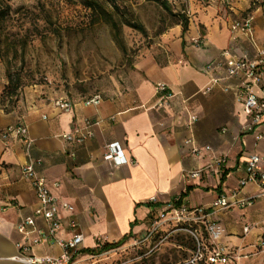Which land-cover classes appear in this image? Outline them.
Wrapping results in <instances>:
<instances>
[{
  "label": "crops",
  "instance_id": "0c3cea01",
  "mask_svg": "<svg viewBox=\"0 0 264 264\" xmlns=\"http://www.w3.org/2000/svg\"><path fill=\"white\" fill-rule=\"evenodd\" d=\"M190 11L189 29L184 32L178 25L165 33L164 49L141 58L125 81L103 94L100 104L88 105V98H79L70 110L54 102L26 115L0 108V130L25 123L34 140L27 151L19 137L8 142L0 138V264H23L11 259L19 254L17 244L24 238L18 225L34 214L38 199L31 181L22 174V166L37 159L42 162L36 169L47 178L53 192L75 207L66 212L60 237L71 236L70 221L76 219L86 249L125 237L144 238L153 212L164 210L190 187L183 198L191 207L211 208L223 194L251 200L247 205L212 208L209 219L221 226L220 244L239 257L235 264H264V253L259 251L264 239V198L256 197L257 184L241 186L249 156L264 154V138H257L260 133L264 136V116L249 130L250 118L235 91H225L224 83H212L210 73L204 70L227 49L239 57L256 56V46L231 30L233 20L251 13L255 14V38L264 48V5L256 9L253 0L207 4L194 0ZM194 38H200L201 45L194 44ZM160 82L167 83L175 96L170 105L153 109ZM242 82L244 78L239 76L226 85L234 88ZM209 87L211 91L206 92ZM192 115L198 120L191 130ZM87 118L100 123L94 136L72 156L62 134L75 124L84 126ZM190 136L201 145L212 146L213 151L191 154L185 145ZM115 141L125 146L135 164L111 168L105 162V146ZM222 158L225 163L220 162ZM195 170H201V176L189 177ZM37 223L46 225L42 218ZM34 253L58 255L61 248L47 242L35 246Z\"/></svg>",
  "mask_w": 264,
  "mask_h": 264
},
{
  "label": "rangeland",
  "instance_id": "374dc122",
  "mask_svg": "<svg viewBox=\"0 0 264 264\" xmlns=\"http://www.w3.org/2000/svg\"><path fill=\"white\" fill-rule=\"evenodd\" d=\"M8 1L14 12L8 35L2 36L0 108L26 115L63 97L74 101L109 92L127 79L141 58L164 49L165 33L178 25L183 29L181 18H190L194 0H120L121 16L145 28L123 23L121 42L109 24L91 22L90 10L80 0ZM10 72L21 84L16 91L8 89ZM173 229L168 226L145 243L129 239L104 261L180 264L196 243L189 232Z\"/></svg>",
  "mask_w": 264,
  "mask_h": 264
},
{
  "label": "built area",
  "instance_id": "2783aa9c",
  "mask_svg": "<svg viewBox=\"0 0 264 264\" xmlns=\"http://www.w3.org/2000/svg\"><path fill=\"white\" fill-rule=\"evenodd\" d=\"M214 1V0H208ZM264 5V0H253L256 9ZM255 14L251 13L246 18L235 19L231 23V30L235 35H244L256 46L258 52L255 57L249 55L239 57L232 50H224L221 58L210 63L204 69L210 73L212 83H224V90H234L238 99L243 103L246 114L250 118L249 130L259 124L264 116V48L260 47L254 30ZM193 43L201 45L200 38H194ZM217 70L216 73L213 71ZM243 76L244 82L232 88L226 83L236 77ZM212 87L205 91H211ZM156 95L159 97L157 102L151 106L153 109H160L170 105L175 96L167 83L160 82L156 85ZM103 100L101 94H96L87 99L86 103L100 104ZM73 101L69 98H61L56 101V105L64 110H70ZM144 108L149 107L143 105ZM198 120L197 115H192L188 124L189 129H193ZM99 120L87 118L84 126L75 124L70 132L62 134V138L69 145V154L76 155V149L83 145L95 134V127L99 125ZM19 137L30 151L34 145L29 128L25 123L11 125L6 129L0 130V138L6 142ZM258 139H263L262 133L258 134ZM185 145L190 148L193 155L200 156L203 152H212L210 145H201L194 136L185 140ZM104 160L111 168H116L125 164H135L136 160L129 158L126 154L125 146L118 141L108 143L105 146ZM42 159L31 160L22 166L23 176L30 180L38 199V206L34 214L25 217L18 225V230L24 236L23 241L17 244L19 254L11 259L23 264H114L105 262V258L111 253L116 252L115 248H104L106 243L99 242L94 249H86L84 242L85 236L78 231L79 223L76 219L70 221L71 236L60 237L59 233L63 228L66 212H73L74 205L63 200L55 194L48 184L47 178L41 174L36 165ZM226 162V158L220 160ZM201 176V170H195L189 177L197 178ZM250 183H255L259 187L256 197L264 198V154L254 153L249 156L246 164V177L241 180L244 187ZM59 184H56L58 186ZM234 199V200H233ZM156 199L152 200L155 202ZM251 200H240L237 194L232 196L221 195L214 200L211 208L208 206H189L182 196L170 202L161 212H153L151 227L144 238H134V244L145 243L160 235L168 226L174 227L173 230H184L189 232L196 243L191 256L180 264H235L239 257L236 253L220 244L222 229L219 224L212 222L210 209H226L233 205H247ZM38 218H42L46 225L40 227L37 223ZM248 230V227L246 228ZM171 232L167 233L166 239ZM55 243L61 248L58 255L38 256L34 253V248L43 243ZM259 251L264 253V239L259 244Z\"/></svg>",
  "mask_w": 264,
  "mask_h": 264
},
{
  "label": "trees",
  "instance_id": "16d2710c",
  "mask_svg": "<svg viewBox=\"0 0 264 264\" xmlns=\"http://www.w3.org/2000/svg\"><path fill=\"white\" fill-rule=\"evenodd\" d=\"M120 0H80V2L90 10L91 22L96 24L100 21H104L109 24L114 30L117 40L121 35V25L126 23L129 26L141 29L145 31L144 26L136 24L131 21L126 15L121 16L122 6L119 3ZM13 6L8 0H0V55L2 53V36L8 35V21L12 18ZM181 24L183 25V31L186 32L189 29L190 18L184 16L181 18ZM37 25L33 26V29H38ZM31 31V28L29 29ZM56 34L61 35L62 31L57 29ZM18 79V78H17ZM20 83L16 84V78L10 72L9 73V86L8 89L16 91L20 87ZM190 191V187L187 188L185 192L182 193V197L187 196ZM128 237L115 243H106L104 248H115L127 241Z\"/></svg>",
  "mask_w": 264,
  "mask_h": 264
}]
</instances>
